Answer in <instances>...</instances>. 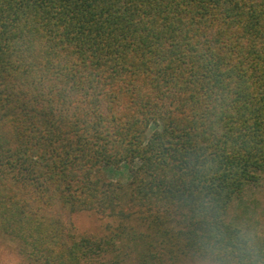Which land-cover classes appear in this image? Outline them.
<instances>
[{
  "label": "trees",
  "instance_id": "16d2710c",
  "mask_svg": "<svg viewBox=\"0 0 264 264\" xmlns=\"http://www.w3.org/2000/svg\"><path fill=\"white\" fill-rule=\"evenodd\" d=\"M263 180L264 0H0V240L26 263L198 264Z\"/></svg>",
  "mask_w": 264,
  "mask_h": 264
},
{
  "label": "rangeland",
  "instance_id": "374dc122",
  "mask_svg": "<svg viewBox=\"0 0 264 264\" xmlns=\"http://www.w3.org/2000/svg\"><path fill=\"white\" fill-rule=\"evenodd\" d=\"M111 179L120 181L125 187L131 179L130 167L126 164L119 168L108 169ZM77 231L102 232L107 219H100L97 214L84 211L68 215ZM228 219L244 229L257 232L258 239H264V180L261 185L249 186L231 204ZM20 243L12 239L0 240V264H28L20 252Z\"/></svg>",
  "mask_w": 264,
  "mask_h": 264
},
{
  "label": "clouds",
  "instance_id": "9594fccd",
  "mask_svg": "<svg viewBox=\"0 0 264 264\" xmlns=\"http://www.w3.org/2000/svg\"><path fill=\"white\" fill-rule=\"evenodd\" d=\"M258 235L243 229L230 240L210 238L208 247L198 257V264H258L262 254Z\"/></svg>",
  "mask_w": 264,
  "mask_h": 264
}]
</instances>
